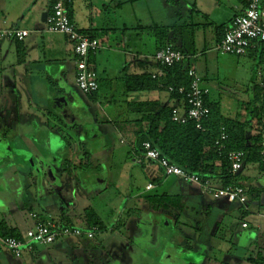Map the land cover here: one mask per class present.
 Here are the masks:
<instances>
[{"label": "crops", "instance_id": "1", "mask_svg": "<svg viewBox=\"0 0 264 264\" xmlns=\"http://www.w3.org/2000/svg\"><path fill=\"white\" fill-rule=\"evenodd\" d=\"M169 2V0L164 1L166 6H169ZM246 2V0H222L214 4L212 0H195L188 18L191 21L199 22L197 24H201L200 17L205 18V26L211 27L209 34L215 47L232 19L245 10ZM49 10V0L46 2L44 0H0V29L23 28L30 31V35L21 42V48L25 52L23 63H18L17 60V42L0 41L2 59H8L14 52L16 57V63L12 64L10 68L11 78L6 77L5 82L8 84H4L0 89V224L3 222L8 229L17 230L20 234L33 227L38 220L42 221L47 217L72 226H79L74 222L76 218H80L85 222L84 227H88L90 222L88 210L95 212L96 217L105 228H108L107 223L92 205L81 208V210L77 203L79 195H85L83 191L89 193L100 181L99 172L96 173V170L98 171L100 168L95 165L100 158L91 154L92 151L88 152L87 150L83 155L76 156L71 160L67 155L70 146L67 140L64 141L65 130L67 131L69 125L78 120L76 115L79 114L75 108V101L81 100L85 112L90 110L91 116L94 118L95 113L92 111L90 103L97 104L100 96L99 100L94 101L90 98L91 96L84 95L78 89L75 82L76 57L73 44L62 34L47 32L42 16ZM71 10L73 21L78 28L96 32L97 38L104 46L103 51L94 58L95 69L100 79L99 91L103 81L99 70L101 68H109V73L113 74L111 80L106 79L108 83H112L114 78H118L117 81L122 80L124 75L122 70L125 67H127L128 74H153L157 71L158 67L153 55L158 49L159 43L154 29L150 27L152 25H144L138 17H135V21L130 27L126 23H122L120 26L119 24H108L105 14L95 15L92 12L91 16L85 17L84 23L82 22L83 27H80L78 23L80 13L75 0H73ZM148 30L154 35L151 41L148 38ZM104 31L106 32L103 33ZM166 36L168 37V32ZM165 42H172L170 44L185 52L187 58L184 65L200 72L205 84H209V87L215 80H219L222 84L224 78L229 79V77H225L226 67L222 68L219 60L216 61L215 66H212L210 59H214V55H212L214 52L211 50L209 52L212 54L194 53V55H190L184 47L186 40L183 37L176 40L173 31ZM106 49L107 53L103 56ZM4 53L5 56H2ZM121 54H125L122 59ZM202 54H205L204 60L199 59ZM263 55L264 48H253L247 56L262 57ZM129 57H132L131 62H128ZM115 58H120L116 64ZM8 85H12L14 87L12 89L15 91L2 92V88ZM18 88H20L19 91ZM245 91L248 93L247 97L238 103L235 112L230 114H227L225 109L228 110L227 106L234 104L232 100L225 102V109L219 100L215 101L213 94H210V101L220 104V115L223 118L230 120H235L238 116L246 118V121L249 122L246 128V141L248 144H252L258 134L257 120L253 117L251 109L256 97L255 85ZM153 92H155L154 95L149 99L131 100L130 102L155 100L173 108L184 105L183 99H171L167 90ZM162 92L165 93L163 99ZM249 103L251 105L247 110H241L243 104L245 106ZM126 108L123 115H128V120L133 122L134 135L136 130L147 129L146 122L142 123V126L137 123L141 113L128 107V104ZM114 110L115 114H120L118 113L120 110ZM80 131L79 133L82 135ZM56 137L59 139L60 146L56 150H52L50 140ZM36 142H41L42 146L36 147ZM21 148L33 153L38 170L17 153ZM219 164L217 163L218 166ZM249 164H252V168ZM160 173L164 175L162 170ZM236 181L246 190L243 201L230 202L216 199L209 192L205 194L204 190L206 189L197 184H188L189 187L195 186L189 189L182 187L180 192H177L173 186H169L167 191L160 194L179 195L182 198L187 196L188 200L185 202L189 203V212L184 207V199L182 204L172 207L174 210L186 211L183 213L186 216L190 213L188 220L191 224L198 226L199 233H204L203 228L205 230L204 237L199 234L198 239L191 238L195 241L197 248L187 255L190 257L187 264H264V230H262L264 222V167L256 162H245ZM149 183H152L154 187L150 190L145 188L147 193L130 196L135 205L136 202L140 203V200L145 199L141 204L143 206L138 208L139 214L134 215L132 208L121 207L120 214L112 224V229L126 235L127 239L128 236L130 239H135L138 232L150 236L146 229L153 218L148 214L152 210H157L150 206L146 198L157 195L151 192L156 190L160 179L153 177ZM212 183L217 188L221 187L218 179H212ZM170 190L172 191L170 192ZM253 210L255 211L253 212ZM31 213H36L38 218H31ZM249 216L254 218L255 225L250 224L247 220ZM140 224L142 225L139 229ZM243 224H247V226L243 227ZM145 225L147 226L143 230L142 227ZM0 244L2 243L0 242ZM58 244H61L63 248L67 246L64 245V242L46 246L53 248V251L57 249L59 251L60 248L55 247ZM124 247L126 246L121 245L119 250H123ZM41 248V246H36L33 252L24 253L22 258L32 261L34 264L38 262L37 259L41 254H51L49 249L43 251L44 248ZM68 249L66 248V250ZM15 259L11 253H6V257H1L0 263L17 264Z\"/></svg>", "mask_w": 264, "mask_h": 264}, {"label": "rangeland", "instance_id": "2", "mask_svg": "<svg viewBox=\"0 0 264 264\" xmlns=\"http://www.w3.org/2000/svg\"><path fill=\"white\" fill-rule=\"evenodd\" d=\"M44 1L46 2V0ZM164 1L166 0H75L80 13L78 21L80 27H83L85 17L91 16L92 12L95 15L105 14L108 24H119V26L122 23H126L130 27L135 21V17H138L144 25L165 27L168 37L172 31L176 40L183 37L186 40L184 47L190 55H194V53L212 54L209 50L214 52L212 54L214 55V59H210L212 66H215L216 61L219 60L221 67H226L224 71L226 73L225 77H229V79L224 78L222 84L219 80H215L211 84V94H213L215 101L219 100L222 103L224 109L226 108L225 102L232 100L234 104L227 106L228 110H225L227 114L235 112L237 104L247 97L248 93L245 90L254 85H261L264 82V55L262 57H236L221 54L217 51L216 46L214 47L211 40L212 37L209 34L211 27L205 26V18H199L201 24H197L199 22L191 21L188 18L189 11L193 9L195 0H169V6H166ZM221 1L212 0L214 4ZM194 33L195 35H193ZM204 33L206 34L204 35ZM153 36L152 32L148 33L150 41ZM106 51L107 49L104 50L103 56L106 55ZM2 56H5V53ZM123 56L125 54L120 55L121 59ZM2 58L0 55V89L4 84H8V82H5V78H11L10 68L12 64L16 63L15 52L6 60ZM204 58L205 54L199 57L201 60H204ZM119 59L115 58V64ZM131 61L132 57H129L128 62ZM108 69H99L103 81L101 90L99 91L100 100L95 105L90 103L91 109L95 113V117H92L93 121H90L89 125L85 124V127H81L82 130L79 128L82 135L79 133L78 128L77 130H68L65 132L66 135H64V141L67 140L70 146L67 155L70 156L71 160L76 156L83 155L87 150L88 152L92 151L91 154L100 158L98 163L95 164L100 168V170H96V173L99 172L100 181L89 193L83 191L85 195H79L77 203H79L80 209L92 205L99 216L107 223L108 228L106 227L103 231H100L94 239L88 242L86 239L77 238H68L65 241H60L61 243L64 242V245L67 246L63 248L61 244L55 245L56 248H60L59 251L58 249L53 251V248L51 249L46 245H38L42 247L41 249L44 248L43 251L49 249L51 254H41L37 259L38 262L34 264H47L48 262H52V264H72L70 258L73 252L69 250L72 249L76 254L80 253L81 255L83 253L81 248L88 246V248L93 249L94 247L98 249V256L101 255L103 258L109 257L107 260H110L112 256L113 258L119 256L120 251H122L119 250V247L121 245L128 247L131 242L130 236L127 235V239L126 235L124 236L120 232L113 230L112 224L120 214L121 207L132 208L134 215H138V208L143 206L141 204L145 200L142 199L140 203L136 202L135 205L130 196L147 193L148 191L145 190L146 185L152 181L153 177H159L160 179V184H157L156 190L151 192L157 195L167 191L169 186H173L177 192H180L182 187L189 189L195 186L191 185L189 187L187 183L174 176L167 178V176L161 175V169L156 163L146 166L136 163V155L133 150L135 147L134 124L131 120H128V115L125 116L123 114L127 110L128 101L149 99L155 92L143 91L131 93L127 97L122 80L117 81L118 78H114L112 83H108L107 80H111L113 76V74L109 73L110 70ZM12 87V85H8L2 88V92L7 93V90L14 92L15 90ZM19 89L17 90L19 91ZM78 92L82 95L80 91ZM161 95L163 99L165 93L162 92ZM114 109L120 110L118 112L120 114H115ZM249 166L252 168V164H249ZM204 192L208 194V190H204ZM156 210L170 214L175 212L171 206ZM148 215L151 216V213ZM188 219H190L188 215L183 214L181 216L182 223L185 221L190 223ZM247 220L250 224L255 225L252 216H249ZM74 223L79 226H85V222L80 218H76ZM262 230H264V222ZM199 234L197 230L196 239L200 236ZM66 248H69V250L67 251ZM6 253L10 254L4 245L0 244V259L1 257H6ZM91 255L97 258L94 251L91 252ZM15 260L17 264H33L32 261H27L24 258Z\"/></svg>", "mask_w": 264, "mask_h": 264}, {"label": "built area", "instance_id": "3", "mask_svg": "<svg viewBox=\"0 0 264 264\" xmlns=\"http://www.w3.org/2000/svg\"><path fill=\"white\" fill-rule=\"evenodd\" d=\"M50 13L46 18V30L51 33H59L66 36L73 44L75 54L76 74L75 82L78 89L86 96L98 92L100 88L99 75L90 63V56H96L103 51L104 46L97 37H90L80 32L78 26L71 19L69 6L73 0H49ZM30 35V31L23 28L0 29V41H24ZM264 42V0H248L245 10L236 15L231 23L225 28L221 40L217 43L216 49L221 54L230 56H247L251 49L258 48ZM158 69L152 74L153 78L163 76V68L184 64L187 55L183 50L176 48L173 44H167L157 49L153 55ZM190 86L178 89L179 94L186 95L183 107H174L172 110V120L182 124L193 121L196 128L205 130L204 121L209 116V108L205 103V98L210 96L211 89L205 84L202 76L195 68H188ZM264 88V83H262ZM169 92L175 91L173 87L168 88ZM264 126V119L262 122ZM229 138L225 127L221 128L220 137L215 145L220 154L227 150V140ZM260 154L264 160V128L261 132ZM142 153L136 155V163L142 166L156 163L163 174L167 177L174 176L187 184H197L212 194L216 199H224L230 202L243 201L246 190L240 184L228 185L225 187H215L211 179H203L196 173L190 172L163 156L161 152L146 141L142 145ZM230 163L232 174H237L243 169L247 152L244 150L229 151L226 154ZM154 187L152 183L147 185L150 190ZM31 218L37 219L36 213L30 214ZM247 224H243L246 227ZM100 232L98 226L84 228L63 224L52 217L45 220H38L36 224L27 229L20 237L0 236V242L16 259L22 258L24 253H31L38 245H51L56 242L65 241L68 238L94 239Z\"/></svg>", "mask_w": 264, "mask_h": 264}, {"label": "trees", "instance_id": "4", "mask_svg": "<svg viewBox=\"0 0 264 264\" xmlns=\"http://www.w3.org/2000/svg\"><path fill=\"white\" fill-rule=\"evenodd\" d=\"M246 1V3H248V0ZM72 4L69 6V14L73 20L71 10ZM48 13H50V10ZM152 29H154L157 42L159 43L158 49L170 44L165 42L167 38V30L165 27L154 26ZM80 32L90 37H97L96 32L93 30H80ZM105 32L106 31L103 33ZM21 42L17 41L18 63H23L25 61V52L21 48ZM176 48L182 50L179 47ZM258 48H264V42H262ZM94 58V55L90 56V63L95 69ZM156 65L158 67L157 63ZM126 71L127 67L123 69L124 75L122 81L124 92L127 96L130 93L143 91H168L169 87H173L175 91H168L171 95V99H183L185 103L186 95L178 93L179 88L184 86L187 89L190 86L191 80L188 76V67L184 64H176L163 68V76L159 79L153 78L152 73L128 74ZM255 89L256 97L252 105L251 103L245 106L243 104L241 108V110H247L251 105L253 117L257 120L258 134L255 136V141L252 144H248L246 141V128L249 124L246 118L244 116H238L235 120H230L221 117L220 104L210 101V96L205 98V103L209 108V116L204 121L205 130L197 129L193 121L187 124L173 121V107L161 104L158 101H128V107L136 109V111L141 113L137 121L138 125L142 126V123H147V129L135 131V155L142 153L143 143L149 141L171 162L190 172L198 174L203 179H218L221 187L237 184L236 177L238 173H231L230 163L226 156L227 152L244 150L247 152L246 162H256L259 163L261 167H264V160L260 154L261 147L257 145L261 140V132L264 128L262 124L264 119V89L262 85H255ZM89 96H91L90 98L94 101L99 100V90ZM222 127H225L229 138L226 143L227 150L220 154L216 148L215 142L220 137ZM217 163H220L219 166ZM146 199L150 206L156 209L169 208L170 206L172 207L173 205H180L183 203V198L179 195H152L148 196ZM87 214L90 216V222L89 226L84 228L98 226L100 231L105 229V226L99 218L96 217L95 212L88 210ZM0 232L3 237L21 236L17 230L8 229L3 222L0 224Z\"/></svg>", "mask_w": 264, "mask_h": 264}, {"label": "flooded vegetation", "instance_id": "5", "mask_svg": "<svg viewBox=\"0 0 264 264\" xmlns=\"http://www.w3.org/2000/svg\"><path fill=\"white\" fill-rule=\"evenodd\" d=\"M80 101H75V108L77 109V114H79L76 115L78 120L74 124H70L67 131L85 127V124L93 121L90 110L85 112V107L82 106L83 103ZM70 118L72 119L73 116L71 115ZM33 167L38 170L37 164ZM183 199L184 207L189 212V203L185 202V200H188V197L183 196ZM175 212L170 214L159 210H152L151 217L153 219L149 222V227L147 225L142 227L144 230L147 226L146 230H148L150 236L148 237V235H142V233L138 232L135 239H130L131 242L128 247H124L120 251L119 256H115L116 258L112 256L110 260H107L109 257L103 258L101 255L98 256L99 250L94 247L93 249L88 248V246L81 248L83 252L81 255L80 253L76 254L72 249H68L70 252H73L70 261L72 264H187L190 260V257H187V255L197 248L195 241L191 240V238L196 239L195 235L198 226L186 221L181 222V216L186 211L175 209ZM141 225H139V229ZM202 231L205 233L204 228ZM143 232L145 233V231ZM204 233H200L202 237H204ZM92 251L95 252L97 258L91 255ZM103 259L106 260L102 262L101 260ZM47 264H52V262H48Z\"/></svg>", "mask_w": 264, "mask_h": 264}, {"label": "water", "instance_id": "6", "mask_svg": "<svg viewBox=\"0 0 264 264\" xmlns=\"http://www.w3.org/2000/svg\"><path fill=\"white\" fill-rule=\"evenodd\" d=\"M48 12H45L42 16V21L46 22V18H47ZM51 142V148L52 150H56L60 145H59V139L53 138L50 140ZM36 147H41L42 143L41 142H36L35 143ZM17 153H19V155L22 156V158L26 161L29 162L31 166H35V162H34V158H33V153L29 150L26 149H18Z\"/></svg>", "mask_w": 264, "mask_h": 264}]
</instances>
